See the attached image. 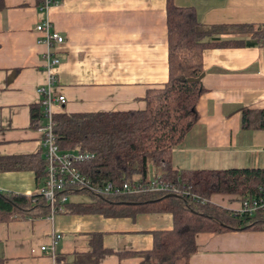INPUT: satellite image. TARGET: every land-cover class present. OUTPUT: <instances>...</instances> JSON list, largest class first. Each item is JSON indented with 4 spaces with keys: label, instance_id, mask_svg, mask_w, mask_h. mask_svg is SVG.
Listing matches in <instances>:
<instances>
[{
    "label": "crops",
    "instance_id": "0c3cea01",
    "mask_svg": "<svg viewBox=\"0 0 264 264\" xmlns=\"http://www.w3.org/2000/svg\"><path fill=\"white\" fill-rule=\"evenodd\" d=\"M193 6L206 24L264 23V0H174ZM49 20L63 42L48 48L57 56L53 114L143 108L145 90L168 77L166 0H59L41 9L39 0H3L0 8V157L43 154L42 132L31 125V109L46 84V44L36 30ZM225 33L222 38L247 39ZM203 92L198 119L173 148L172 165L180 168L264 166V128L240 124V108H264V37L253 45H212L202 51ZM32 169L0 172V191L35 194ZM155 176V175H154ZM153 176V177H154ZM151 177V178H153ZM148 178V179H151ZM41 189V188H40ZM215 204L238 210V196L212 195ZM168 212L55 213L0 223V255L5 264H54V253L90 250V233H102L112 252L98 264H138L137 251L149 249L153 233L171 228ZM189 264H264V229L196 234ZM124 255L119 256L120 253Z\"/></svg>",
    "mask_w": 264,
    "mask_h": 264
},
{
    "label": "trees",
    "instance_id": "16d2710c",
    "mask_svg": "<svg viewBox=\"0 0 264 264\" xmlns=\"http://www.w3.org/2000/svg\"><path fill=\"white\" fill-rule=\"evenodd\" d=\"M197 18L193 6L181 7L174 0H166L168 77L145 90L143 108L75 113L61 110L52 115V131L59 150L88 154L74 163L90 184L113 181L119 188L124 182L147 183L148 164L152 163L159 170L154 177L185 191L131 194L112 190L103 194L83 186L55 191L56 213L117 217L136 212L170 213L171 228L154 231L151 247L137 251L141 258L138 264H189L191 253L197 249L195 241L199 232L264 229V209L242 213L210 200L217 194L235 195L239 201L263 196L264 166L177 169L172 165L173 148L198 119L196 105L204 87L201 79L197 82L187 78L199 77L204 71L203 49L212 45H253L264 37V23L209 25ZM225 33H250V37L221 39ZM42 107L38 103L30 108L32 127L45 123ZM240 124L264 128V108L242 106ZM44 163V152L0 157V172L32 169L40 190L46 175ZM39 190L30 195L0 191V223L49 216L50 206ZM193 193L199 198L193 197ZM64 194L69 197L61 202ZM72 195L88 198L75 201L70 199ZM102 245V233L93 231L90 250L53 253L54 264H98L101 257L112 252ZM5 261L0 255V264Z\"/></svg>",
    "mask_w": 264,
    "mask_h": 264
},
{
    "label": "built area",
    "instance_id": "2783aa9c",
    "mask_svg": "<svg viewBox=\"0 0 264 264\" xmlns=\"http://www.w3.org/2000/svg\"><path fill=\"white\" fill-rule=\"evenodd\" d=\"M59 0H41L40 7L48 8L51 4L57 5ZM49 20H41L36 25V30L42 32L41 38H39L43 44L45 43L47 46V50L44 51V67H46V70L48 71V78L46 79V84H41L38 86L37 90L39 94L41 95L40 102L42 104L43 112L45 115V123L43 125H40L38 128L42 132L41 137V143L43 147L44 152V158H45V177L44 178V184L39 190L47 200L49 206H50V216H53L56 213V192L55 191H63V190H72L77 189V187L83 186L89 188V190L103 193L109 191H123L128 193H138L142 191H166V192H185L184 190H181L179 187H177L176 184H172L169 181L160 180L159 177H153L151 178L147 183L137 182L133 183L131 185L128 182L122 183L121 186L116 187L113 181H107L104 184H90L87 179H85L82 174L79 172L78 169L75 167L76 160H80L82 158L88 157V154H82V153H74L71 151H64L59 150V145L55 141V137L53 136L52 131V115L53 111L51 106L54 104L55 101H58L59 103L65 102V96L63 94H60L58 96H55L52 94V87L55 83V75L53 72L54 65L59 64V59L51 50L48 48L50 45L54 43H61L63 42V36L56 31L55 28H52V26L49 24ZM193 197H198L196 194H192ZM68 194H64V196L61 198V202H64V200L68 199ZM203 202V200H202ZM264 209V195L257 198L252 199H245V201H240V206L238 208V211L245 213V212H253L254 210ZM58 233L52 234V245L50 247H47L46 245L40 246L41 249H48L51 251V254L54 253V247L53 245L59 238Z\"/></svg>",
    "mask_w": 264,
    "mask_h": 264
},
{
    "label": "rangeland",
    "instance_id": "374dc122",
    "mask_svg": "<svg viewBox=\"0 0 264 264\" xmlns=\"http://www.w3.org/2000/svg\"><path fill=\"white\" fill-rule=\"evenodd\" d=\"M156 172L159 173L158 168L156 166H154L152 163H149L148 164V170H147V173H146L147 174V177L148 178L153 177L155 175L154 173H156ZM87 198L88 197L86 195H78V196L72 195L70 197V199L75 200V201H78L80 199H87Z\"/></svg>",
    "mask_w": 264,
    "mask_h": 264
},
{
    "label": "water",
    "instance_id": "95a60500",
    "mask_svg": "<svg viewBox=\"0 0 264 264\" xmlns=\"http://www.w3.org/2000/svg\"><path fill=\"white\" fill-rule=\"evenodd\" d=\"M202 74H203V72L201 74H199V77H188L187 79L188 80H197V82H198L201 79V77L203 76Z\"/></svg>",
    "mask_w": 264,
    "mask_h": 264
}]
</instances>
